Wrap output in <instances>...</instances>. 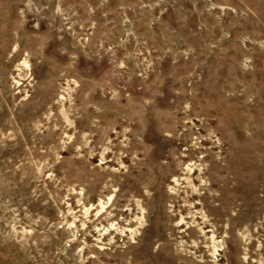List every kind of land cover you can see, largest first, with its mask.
I'll return each mask as SVG.
<instances>
[{"label": "rangeland", "instance_id": "obj_1", "mask_svg": "<svg viewBox=\"0 0 264 264\" xmlns=\"http://www.w3.org/2000/svg\"><path fill=\"white\" fill-rule=\"evenodd\" d=\"M0 264H264V0H0Z\"/></svg>", "mask_w": 264, "mask_h": 264}, {"label": "bare ground", "instance_id": "obj_2", "mask_svg": "<svg viewBox=\"0 0 264 264\" xmlns=\"http://www.w3.org/2000/svg\"><path fill=\"white\" fill-rule=\"evenodd\" d=\"M188 166V165H187ZM198 166V165H197ZM188 168V167H187ZM190 170V167L188 168Z\"/></svg>", "mask_w": 264, "mask_h": 264}]
</instances>
